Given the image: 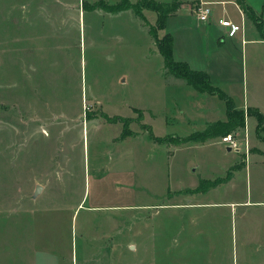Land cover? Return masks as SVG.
<instances>
[{"label": "rangeland", "instance_id": "obj_1", "mask_svg": "<svg viewBox=\"0 0 264 264\" xmlns=\"http://www.w3.org/2000/svg\"><path fill=\"white\" fill-rule=\"evenodd\" d=\"M102 1L119 0H0V214L47 205L53 217L43 239L65 257L96 252L86 233L105 231L115 217L117 246L102 264H264V127L256 132V117L246 113L248 106L260 112L264 124V41H250L264 39V0L246 8L259 33L240 40L241 31H229L227 63L210 83L244 110V127L168 153L162 145L135 150L143 137L111 141L123 127H152L157 142L168 144L170 134L183 139L201 122L147 33L155 12L143 8L144 21L116 16L97 7ZM138 1L147 0H127ZM227 9L239 23L236 9ZM178 25L156 29L157 38L180 32ZM188 27L200 38L199 28ZM213 97L222 121L225 100ZM229 134L235 141L227 152L221 139ZM198 189L206 191L189 196ZM83 195L85 206L114 207L80 210L71 222L68 207Z\"/></svg>", "mask_w": 264, "mask_h": 264}, {"label": "crops", "instance_id": "obj_2", "mask_svg": "<svg viewBox=\"0 0 264 264\" xmlns=\"http://www.w3.org/2000/svg\"><path fill=\"white\" fill-rule=\"evenodd\" d=\"M156 1L163 3V2H170L172 0H167V1L156 0ZM177 2L180 3V5L172 14L167 16V19L165 21V26L162 29V31L164 32V30L169 27V23L172 20L173 21L175 20V22L177 21V23H179L178 25L179 29L181 28L180 32H176L169 29V33L172 35V47H173L172 58L176 62H181V61L186 62L191 70L194 71L199 70L205 72L209 78V83H211L213 79L212 75H214V72H222L227 63L226 50L228 51V49L225 48L224 44H225V37L229 38L230 34H229V30L226 27H222L218 23V20L228 19L233 24L240 26L241 27V30H239L241 31L240 40L248 32L253 33V38L256 36V34L259 33L258 29H256L258 21L257 19L256 21L253 20L254 22L252 21L251 24L249 22L250 21L249 16L242 11L236 0H177ZM243 2L246 7H249L251 5L250 0H244ZM202 4L204 5L206 4L211 7V14L206 22L199 21L193 12L195 6ZM227 5H232L236 9L240 18L239 23L235 20L233 14H231V12L227 9ZM213 6H220V10H218L217 12L213 8ZM101 10L116 16L130 12L129 13L130 18L140 19L141 21L146 20L145 18L142 19L138 17L131 9L120 10L116 13H110L104 9ZM151 11L152 10H150L149 12ZM150 14L151 13H149V15L147 16V21H149L147 25L153 24L157 18L155 14H151V15ZM183 14L185 15L188 14L189 16H191L190 17L191 20L189 24L188 22H186V20L188 21V18L185 17L186 18L185 20ZM148 17L150 18L148 19ZM254 18H256V16H254ZM211 21H213V23ZM188 25H190L191 28L194 26L196 28H199V31L202 33L200 35V38L193 35V33L195 32L189 30ZM146 29L148 33V28ZM210 30L212 31V34H210L212 38H210L208 34H204V31L208 33ZM215 37H217V40ZM256 40L264 41V39H259L258 37L256 39L254 38L253 40L251 39L250 41H256ZM171 79H173V81H175V79L182 80L181 82H177L174 84L176 86H179L181 90L183 89V92H185L184 94L185 97H188L187 99L195 100L194 106L196 107L197 114L199 115L198 119L200 120L201 123H199L198 127L195 130H192V132H189L188 134L193 132H198L199 130L203 131L206 128H208L210 125H213V123L221 121L216 118L215 107H212L213 105L212 101L214 98L213 95L216 94L213 93L210 94L205 91L195 90L191 85L187 84L183 79H179L177 77H175V79L174 78ZM182 105H184L182 106V108H180L182 121L187 122L189 121V117H191L192 115L189 116V108H187L188 105H185L184 103ZM223 120L224 121L226 120V114ZM152 121L151 120L150 122L146 121L147 125L149 124L148 126H152V124H150L152 123ZM164 122L165 120H163V123ZM150 131L152 135L160 136L159 134H156V132H154L152 127H150ZM188 134H185L184 137H186ZM170 136L176 137V135H171V134ZM139 137H143L142 139H146L145 140L146 142H142V143L139 142V144H137V146L135 147V150L137 149L138 146L143 147L144 146L143 144L151 145L152 147L162 145L165 147V149H167L165 150L166 153L170 152V150L168 149V147L170 148V146H183V145H189V143L195 146L203 145L211 140L216 139V137H214L199 143L192 141L183 142L181 144H174L171 142L168 144L159 143L156 140L149 138L147 131H143L142 129L141 131H137V132L135 131L132 135H128V136H122V137H119V135L115 137L113 136L111 138V141L112 142L117 141L116 143L120 141L122 143L123 141H126L128 138L137 140V138ZM218 144L220 145V142H218ZM225 150L228 152L227 149ZM124 177H126V175ZM228 179L229 178H226L221 182H225ZM195 187L197 186L192 185L190 188L194 189ZM168 191H172V189H167L166 191H163L162 196H165L166 192ZM203 191L206 190H198L196 193H192L189 196L198 195V193ZM83 197L84 195L78 201L77 205L74 208L68 207V210H72L70 214L71 222L74 219L73 218L74 215L76 213L78 214L80 210H84L88 213H91L100 210L101 208L109 210L112 207H114V206L102 207L95 204L92 206H85V203H82ZM131 205H125V206L133 207V205L132 206ZM195 205L196 204L189 203V206H195ZM140 206L152 207V205H140ZM52 214L53 211H51L50 207H47V205L33 209L11 211L10 213L2 214V215L0 214V264H97L95 262L97 258L95 259V257L102 258V260L99 261V263L102 264V262L105 260V257H107V255L109 257L114 253L117 243L115 241V237H113L115 235V231H114L115 217H113V215H112L113 218H110L109 221L103 223L104 224L103 227L106 226L105 231H101V232L88 231L86 233L88 234L87 240L89 241V243L92 242L95 243L93 248L98 249L96 252H94L93 250L89 253L84 249L85 251L81 252L79 256L76 254L75 255L70 254V255H66L65 257V255L60 256L58 254V249L48 248L47 247L48 245L45 243L43 239L45 223H49V221L53 217ZM110 224H112V229L108 231L107 226H109ZM129 239H131V237H129ZM129 249L132 250L133 247L129 246ZM110 261L111 259L108 260V263H110Z\"/></svg>", "mask_w": 264, "mask_h": 264}, {"label": "trees", "instance_id": "obj_3", "mask_svg": "<svg viewBox=\"0 0 264 264\" xmlns=\"http://www.w3.org/2000/svg\"><path fill=\"white\" fill-rule=\"evenodd\" d=\"M236 1L239 7L242 9V11L245 14H247L246 13L247 7L244 5V2H243L244 0H236ZM178 6H179L178 2L161 3L155 0H147L145 1V3L139 2L138 6L129 4L127 0H119L118 3L116 4H107V3H104L103 1L99 3V5L97 4L98 8L104 9L110 13H116L120 10L131 9L132 11H134V13L138 17L142 19H144V17L141 14V10L143 8L154 11L157 17L155 21V27L153 28L152 25H149L148 33H150L151 36L153 37L155 48H157V51L162 58V63H164L165 71L174 77L183 79L187 84L191 85L195 90L205 91L210 94L213 93L225 100V106H226V111H225L226 120L225 121H218L216 123H213V125H210L208 128H206L205 130L201 132H198V134L197 133L192 134V135L184 137L183 139H179L177 137L171 139V142L174 144H181L183 142H188V141L199 143V142H203L208 139L214 138L216 136H219L221 134H228L230 131L235 130L236 128H243L245 124L244 110L235 109L234 106L230 104L229 99L228 100L226 99L225 94L223 92L219 91V89H217L213 85L211 86L209 83V78L205 72L199 71V70H196V71L191 70L188 67V64L186 62H182V61L176 62L173 60L172 58V48H173L172 47V35L169 32L164 33L163 37L157 38L156 36L157 32L155 30L156 29L161 30L164 28L167 16L172 14L178 8ZM136 111L141 113L140 112L141 110L139 109H136L135 112ZM246 112L248 115L251 113L256 117V120H257L256 132L259 131V128L261 126L264 127L263 120H262V114L260 112L256 111L255 109L251 110L249 107L246 109ZM114 120H118L121 123H124L125 121L129 119L128 118L122 119V117H116ZM132 134L133 132L131 130L125 129L123 127L119 134V137L128 136ZM148 136L149 138L158 141V139H156V137L152 135L151 131L148 132ZM221 181L222 180H218V182L217 181L212 182L210 185L215 186L219 184V182Z\"/></svg>", "mask_w": 264, "mask_h": 264}, {"label": "built area", "instance_id": "obj_4", "mask_svg": "<svg viewBox=\"0 0 264 264\" xmlns=\"http://www.w3.org/2000/svg\"><path fill=\"white\" fill-rule=\"evenodd\" d=\"M194 14L197 17V19L199 21H207L210 17L211 14V7L208 5H198L194 7ZM218 23L222 26V27H226L229 31L231 32H237L239 30H241V27L238 25L233 24L230 20L228 19H219ZM234 141L235 138L233 136H231L230 134L227 136H223L221 139V142L225 145H227L228 149L229 146H234Z\"/></svg>", "mask_w": 264, "mask_h": 264}, {"label": "water", "instance_id": "obj_5", "mask_svg": "<svg viewBox=\"0 0 264 264\" xmlns=\"http://www.w3.org/2000/svg\"><path fill=\"white\" fill-rule=\"evenodd\" d=\"M227 150H228V148H227ZM40 187H39V185H35V187H34V194H37L39 191H40V189H39Z\"/></svg>", "mask_w": 264, "mask_h": 264}]
</instances>
